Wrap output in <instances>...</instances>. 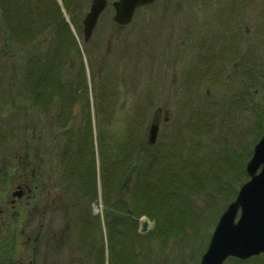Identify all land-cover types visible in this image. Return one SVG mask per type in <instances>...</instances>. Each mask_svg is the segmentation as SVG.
Segmentation results:
<instances>
[{
  "label": "rangeland",
  "instance_id": "obj_1",
  "mask_svg": "<svg viewBox=\"0 0 264 264\" xmlns=\"http://www.w3.org/2000/svg\"><path fill=\"white\" fill-rule=\"evenodd\" d=\"M69 1L67 10L61 0H41L49 6L56 2L78 49L79 55L72 51L68 61L77 95L70 106L59 97L43 100L45 109L35 108L32 102L37 101L22 88L26 59L36 55L40 63L51 56L54 27L35 33L24 49L15 42L8 49L0 16V208L10 209L12 191L16 184L27 186L33 167L45 174L40 182L46 185L38 181L36 216L29 217L26 199L12 208L15 218L0 223V264L33 262L23 242L33 218L36 225L46 226L34 264H98L100 241L93 216L102 207L100 157L106 159L111 178L120 145L135 137L145 146L150 123L157 132L148 151H180L192 174L189 186L181 182L179 195L168 199L173 207L169 219L178 235L171 234L161 248L148 233L154 222L145 216L137 219V232L145 235L142 251L150 250L145 263H198L218 216L245 181L241 170L264 130V0H154L137 7L123 26L113 23L114 0H106L86 42L81 19L90 0ZM21 2L31 8L34 29L35 0ZM64 61L60 79L67 82ZM60 94L67 96L66 89ZM88 127L85 156L92 151L96 189L91 203L78 194L75 180L62 167L72 145L69 131ZM42 203L45 208L39 207ZM84 210L93 249L83 242ZM142 220L146 226L140 232ZM101 239L107 264L103 228ZM244 261L228 257L221 264H264V256Z\"/></svg>",
  "mask_w": 264,
  "mask_h": 264
},
{
  "label": "trees",
  "instance_id": "obj_2",
  "mask_svg": "<svg viewBox=\"0 0 264 264\" xmlns=\"http://www.w3.org/2000/svg\"><path fill=\"white\" fill-rule=\"evenodd\" d=\"M61 1L64 8L69 10L70 1ZM57 6L56 2L49 6L41 0H35L33 10L38 22L33 29L30 7H25L21 0H0V16L5 30L4 46L8 49L11 48L12 42L24 49L33 40L35 33L48 26L54 27L55 42L51 56L46 55L38 63V57L31 55L26 59L23 67L22 88L28 91L31 101H37L35 102L37 106H44L43 100L49 99L50 103L51 100L59 97L61 99L65 97L64 103L70 106L74 97H77L73 94L76 91L74 81L68 75L71 70L68 61L70 53L74 51L78 54V49ZM62 28H66L68 36L65 35L66 39L65 37L63 39ZM63 59L67 61V82L60 79L62 74L60 62ZM64 89L67 96H61L64 93L60 94ZM59 118L60 115L57 116L58 120ZM88 129L74 133L69 131L72 145L67 151L69 156L67 159L65 157L62 167L70 181L75 180L78 194L91 203L96 199V189L92 151L91 154L87 153L88 159L85 156L87 137H90L91 132L89 127ZM132 134V132L128 133L130 137ZM131 140L132 138H128L120 145L121 157L115 161V172L111 178L107 166L104 165L106 159L100 157L102 207L99 213L93 216L97 222L100 241L98 264H103L102 228L105 230L107 264H146L150 250L147 248L142 251V238L145 235L137 232V219L141 216L154 222L148 233L159 240L161 248L171 234L178 235L179 232L175 228L176 225L170 222L169 218H173L170 209L172 210L173 207L168 199H172L173 195H179L176 187L181 182H184V186H189L188 174H192L189 161L181 158L180 151L178 153L161 151L159 148L151 153L148 149L152 144L148 146L144 141L145 146H143L135 137L134 142ZM98 141L100 147L102 142L100 136ZM129 163L132 165L130 168ZM241 175L243 180L247 179L242 170ZM112 191L113 199H111ZM84 211H82L83 242L91 244L93 249L94 237L88 239L91 223L86 221L88 213ZM231 260L246 262L235 258Z\"/></svg>",
  "mask_w": 264,
  "mask_h": 264
},
{
  "label": "water",
  "instance_id": "obj_3",
  "mask_svg": "<svg viewBox=\"0 0 264 264\" xmlns=\"http://www.w3.org/2000/svg\"><path fill=\"white\" fill-rule=\"evenodd\" d=\"M152 1H112L110 4L113 23L118 26L127 24L135 8ZM105 6V0H90L81 19L84 42L90 37ZM156 132V124L150 123L146 136L148 145L154 142ZM244 172L247 180L238 187L234 198L218 216L206 248L196 264H221L227 257L242 260L258 254L264 256V130L252 147L250 157L244 165ZM145 226L146 220H142L139 231L143 232Z\"/></svg>",
  "mask_w": 264,
  "mask_h": 264
},
{
  "label": "flooded vegetation",
  "instance_id": "obj_4",
  "mask_svg": "<svg viewBox=\"0 0 264 264\" xmlns=\"http://www.w3.org/2000/svg\"><path fill=\"white\" fill-rule=\"evenodd\" d=\"M154 1V0H153ZM152 1V2H153ZM151 2V3H152ZM171 2L173 3H178V0H171ZM150 4V3H149ZM148 5V4H146ZM174 13H172L171 15L173 16ZM174 17V16H173ZM47 96L45 95L44 98H46ZM33 104H35V108H41V109H45L47 108L46 105L44 106H37L35 102H32ZM33 133V132H32ZM37 154V153H36ZM44 157L42 155L38 156V159L41 161V159H43ZM43 161V160H42ZM38 167L40 166V168L42 167L41 164L37 165ZM39 168V169H40ZM43 171L44 169L41 168ZM41 175L43 177H45V174H37V170H35V168L33 167V169L30 171L29 177H30V181L28 182L27 186L24 183H19L16 184L15 189L12 191L11 198L9 199L7 205L10 207V209L7 211V208H0V223L1 222H5L4 218H9V220L13 219L16 217V215L14 214V212L12 211V208H14L16 205H18L21 201H25L27 199V205L29 208V217L30 216H36V211H37V203H39V193H37L36 188L38 187V181L40 182L41 179ZM67 176V174H66ZM42 185L44 183H41ZM45 185V184H44ZM28 187L26 189H24V187ZM46 186V185H45ZM38 197V199H37ZM42 206H39L40 208H45V204L42 203ZM43 211L41 210V213H39V216L42 215ZM38 216V217H39ZM9 220H7L4 224H7L9 222ZM30 223H32L31 226H29V232L27 233L26 237L24 238L23 242H24V248H28V250L30 251V255L31 257H33V262H31V259L27 260L28 264H34L35 262V256L37 255V250L38 248H40V241H38L39 236H44L46 234V226L40 225L39 223L36 225L34 218L33 220H30ZM3 224V225H4ZM1 232V231H0ZM41 234V235H40ZM4 237V236H2ZM3 240V238H0V242ZM43 245H46V242L43 241ZM46 251H44L45 253Z\"/></svg>",
  "mask_w": 264,
  "mask_h": 264
}]
</instances>
